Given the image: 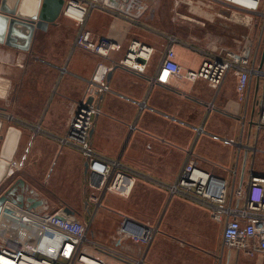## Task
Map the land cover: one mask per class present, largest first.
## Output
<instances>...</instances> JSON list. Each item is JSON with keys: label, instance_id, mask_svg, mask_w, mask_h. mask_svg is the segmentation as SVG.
Instances as JSON below:
<instances>
[{"label": "crops", "instance_id": "0c3cea01", "mask_svg": "<svg viewBox=\"0 0 264 264\" xmlns=\"http://www.w3.org/2000/svg\"><path fill=\"white\" fill-rule=\"evenodd\" d=\"M115 1L118 5L106 3L92 9L85 21L91 40L107 39L119 45L107 57L81 47L73 49L78 26L63 13L45 31H36L29 51L0 45V111L41 130L35 133L16 120L0 118L4 126L23 131L10 164L12 180L24 179L49 207L60 203L75 210L81 204L84 217L89 216L92 222L100 210H105L96 209L89 202L88 169L85 171L82 154L61 148L53 138L66 134L74 103L82 99L86 81L99 76L103 67H111L105 77L110 91L98 98L100 114L94 118L89 134L92 147L99 153L167 182L175 179L186 151L192 147L199 166L231 182L235 180V185L246 186L251 170L263 174L259 166H263L264 153L258 150H264V129L258 131L255 127L262 79L252 75L242 98L237 94L233 73L228 74L217 93L202 80L168 79L149 86V78L159 69L169 35L180 40L174 45L175 60L184 71L198 69L202 59L199 49L239 48L242 41L233 39L231 45L226 36L231 25L218 21L223 18L231 22L229 13L213 4L207 6L204 1L209 9H203L200 0L188 5H181L179 0H135L126 10V0ZM206 22L212 26L218 23L225 34L201 35L202 29H208ZM259 26L257 22L252 27L242 25L246 32L241 38L249 34L256 45ZM135 41L153 49L143 73L118 64ZM260 62L261 57L256 66L261 67ZM208 105L213 109L209 110ZM222 138L233 139L237 144H224ZM226 169H234L235 178ZM147 191L163 208L175 200L198 206L179 197L169 198L165 190L137 180L128 196L115 194L121 201L116 209L122 216L138 215L137 204ZM106 195L102 198L104 207H108L104 202ZM75 211L71 216L84 219ZM110 232L111 237L95 233V240L135 254L138 244L116 229ZM220 254V248L208 249L207 256L218 259ZM223 257V264L235 261L231 255Z\"/></svg>", "mask_w": 264, "mask_h": 264}, {"label": "built area", "instance_id": "2783aa9c", "mask_svg": "<svg viewBox=\"0 0 264 264\" xmlns=\"http://www.w3.org/2000/svg\"><path fill=\"white\" fill-rule=\"evenodd\" d=\"M134 1L127 0L124 9H128ZM181 1L184 4L190 3ZM200 1L227 11L228 19L233 21L231 17H237L246 27H252L254 20L259 19L260 32L256 45L253 44V37L247 34L236 50L199 49L202 59L198 69L184 71L175 60L174 45L180 40L169 35L159 69L154 77L149 78V86L152 87L157 82L165 83L168 79H184L191 82L202 80L217 93L228 74L233 73L236 76L237 94L242 98L251 76L255 75L262 79L255 127L258 131L262 130L264 62L261 67L256 66V63L261 57L260 48L264 46L263 0H241L238 3L232 0ZM106 3L113 5L108 0H65L62 13L74 20L78 26L73 49L81 47L107 57L111 51L119 48V45L107 39L91 40L89 32L85 29L88 13ZM71 8H74V12L70 15L68 12ZM152 53L151 47L135 41L129 45L125 57L118 64L143 73ZM110 69L111 67H103L99 76L86 81L82 99L74 103L66 134L62 137L53 136L61 148L68 147L78 151L87 162L89 202L96 209L103 208L102 198L106 193L128 196L135 182L142 180L165 190L169 198L179 197L205 208L214 222L223 224L221 254L218 259L223 258L224 254L231 255L235 261L255 256L264 257V174L251 170L246 186L235 185V180L231 182L228 178L199 166V158L192 147L186 151V159L175 179L167 182L139 172L123 164L120 159L107 157L92 147L89 134L94 118L100 114L98 98L110 91L105 81ZM208 109L212 110L213 106L208 105ZM3 117L8 121L16 120V123L27 125L35 133L41 132L39 126L28 125L0 111V118ZM221 141L227 145L237 144L230 138H222ZM258 151L264 153V150ZM226 170L235 176L234 169ZM10 172L13 171L10 169ZM64 207L50 209L47 204L46 214L40 219H35L24 230L17 224L0 220V257L9 259L12 264H21L23 259H30L32 264H149L145 253L158 233L157 225L123 216L119 232L144 247L143 253L136 256L96 241L88 232L92 220L86 223L75 216L65 214ZM27 214L29 219L34 218L31 212L27 211ZM22 222H25V219L18 217V224Z\"/></svg>", "mask_w": 264, "mask_h": 264}, {"label": "rangeland", "instance_id": "374dc122", "mask_svg": "<svg viewBox=\"0 0 264 264\" xmlns=\"http://www.w3.org/2000/svg\"><path fill=\"white\" fill-rule=\"evenodd\" d=\"M179 1L181 5L184 4L181 0ZM185 1L193 3V0ZM205 4H207V6L210 5L206 2ZM201 5L204 6L203 9H209L206 8L207 6L203 5L202 2ZM262 6V8H264V0ZM233 18L234 20L231 22L223 18H218L220 19L218 21L231 25L232 30H229L226 35L230 42L233 39L240 40L241 42L242 34H245L246 31L241 27L242 24L239 19L237 17ZM254 22L261 23L259 19H255ZM205 24L208 29H202L200 31L201 35L206 34L207 32L225 34V31L219 27L218 23H215L214 26L209 22H206ZM232 44L233 42H231V45ZM263 48L264 46L260 48L261 52ZM262 159L263 166L261 165L259 168L264 174V155H262ZM14 172L16 173V171ZM11 178L13 179L14 176L12 175ZM144 194L145 198L139 202V205L136 200L137 207L139 208L138 215L135 213L127 215H130V217L141 222L158 226V233L145 253V259L149 264H223L225 257L214 259L207 256L208 249H221L220 237L223 225L214 222L205 208L192 205L182 200H175L173 203L171 202L170 205L167 207L164 206L163 208L161 204L159 205L156 197L152 195V192L147 191L144 192ZM117 197L118 196H116L115 193H107L104 202L108 207H103L105 210H100L96 215V219L91 225H89V235H92L94 239H98L95 233H102L103 235L105 234L108 237H111V229H116L117 233L123 235L119 232V225L123 221V216L116 209L121 203ZM61 206L62 204L60 203L56 207L51 205L50 209H55ZM74 208L79 214L81 213V217L84 218L81 220L88 223L89 216L84 217L86 213L82 205L80 204ZM100 217H102V220L98 221ZM157 220H160V222ZM121 250L126 252L125 249ZM143 250L144 247L140 245L139 248L135 250V254L129 253V251L126 253L139 256L143 253ZM231 264H264V257L255 256L253 258H242L238 261H233Z\"/></svg>", "mask_w": 264, "mask_h": 264}, {"label": "water", "instance_id": "95a60500", "mask_svg": "<svg viewBox=\"0 0 264 264\" xmlns=\"http://www.w3.org/2000/svg\"><path fill=\"white\" fill-rule=\"evenodd\" d=\"M108 1L118 5L115 0ZM64 5L65 0H0V45L29 51L36 31H45L55 23ZM263 62L264 48L260 65ZM22 133L15 126H4L0 119V220L24 230L46 214L47 201L24 179L12 180L13 174L9 173ZM84 167L87 171V162ZM27 211L33 214V219H29ZM64 213L74 215L76 211L65 206ZM18 217L25 222L18 224Z\"/></svg>", "mask_w": 264, "mask_h": 264}, {"label": "bare ground", "instance_id": "6f19581e", "mask_svg": "<svg viewBox=\"0 0 264 264\" xmlns=\"http://www.w3.org/2000/svg\"><path fill=\"white\" fill-rule=\"evenodd\" d=\"M232 1L238 3V2L241 1V0H232ZM201 2H202V4H203V1H201ZM197 4H198V3H197ZM204 4H205V3H204ZM198 5H200V4H198ZM201 6H202V5H201ZM202 7H203V6H202ZM206 8H208V7H206ZM72 12H74V8L69 9V12H68V13L71 15ZM231 19L234 20L233 17H231ZM1 84H2V83L0 82V96L2 97L3 89H2V85H1ZM30 261H31L30 259H23L21 264H32ZM0 263H2V264H12L13 262H11L9 259H6V258H4V257H0Z\"/></svg>", "mask_w": 264, "mask_h": 264}]
</instances>
